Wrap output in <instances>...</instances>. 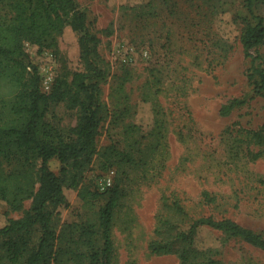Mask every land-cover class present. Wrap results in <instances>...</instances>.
Wrapping results in <instances>:
<instances>
[{
    "label": "rangeland",
    "instance_id": "rangeland-1",
    "mask_svg": "<svg viewBox=\"0 0 264 264\" xmlns=\"http://www.w3.org/2000/svg\"><path fill=\"white\" fill-rule=\"evenodd\" d=\"M77 1L101 38L106 70L100 85L107 113L97 146L116 151L114 165L103 168L95 158L84 176L94 189L97 179L110 175L118 191L112 249L101 264H183L176 254L149 249L163 195L181 199L197 213L229 217L264 233V95H254L247 77L250 58L240 42L243 0ZM6 10L0 4V14ZM24 51L25 61L37 67L42 90H50L57 78L69 82L84 68L69 25L52 46L25 41ZM10 93L0 86V96ZM234 97L246 101L221 115V104ZM77 115L60 101L50 106L45 120L67 129ZM49 167L59 173V160L52 158ZM31 171L35 174L37 167ZM203 190L217 196V208L195 206ZM109 194L102 193L98 203ZM69 201L55 219L58 228L90 213L77 190L69 192ZM29 205L26 199L13 209L0 199V225L20 217ZM201 228L198 242L217 250V264H264V249Z\"/></svg>",
    "mask_w": 264,
    "mask_h": 264
},
{
    "label": "trees",
    "instance_id": "trees-1",
    "mask_svg": "<svg viewBox=\"0 0 264 264\" xmlns=\"http://www.w3.org/2000/svg\"><path fill=\"white\" fill-rule=\"evenodd\" d=\"M0 4L7 8L0 14V86L11 92L7 98L0 96V199L13 209L30 199L20 217L0 225V264H101L108 261L112 249L110 224L118 194L113 182L103 191L84 182L95 158L103 168L116 161L111 145L97 146L107 113L101 100L100 84L106 77L98 48L101 38L87 8L77 0H0ZM242 4L246 15L240 42L250 58L247 77L254 95H264V52L259 49L264 47V0H243ZM66 25L77 36L84 68L74 71L69 82L57 78L50 90H42L37 67L25 61L24 42L50 47ZM60 101L78 112L75 125L67 129L45 120L50 106ZM245 101V97H234L221 104L219 113L228 115ZM52 158L60 162L59 173L49 167ZM75 190L90 213L58 228L55 219L62 208L69 207V192ZM107 191L108 200L99 204L100 195ZM200 196L195 206H219L214 193L203 190ZM192 208L179 198L169 201L163 195L155 237L149 243L151 252L176 254L183 264H217V250L198 242L204 225L264 249L263 232Z\"/></svg>",
    "mask_w": 264,
    "mask_h": 264
},
{
    "label": "built area",
    "instance_id": "built-area-1",
    "mask_svg": "<svg viewBox=\"0 0 264 264\" xmlns=\"http://www.w3.org/2000/svg\"><path fill=\"white\" fill-rule=\"evenodd\" d=\"M112 182H113L112 176L107 175V176H103V177H100L99 179H97L96 184H97V187L101 191H103L107 187H109L112 184Z\"/></svg>",
    "mask_w": 264,
    "mask_h": 264
}]
</instances>
